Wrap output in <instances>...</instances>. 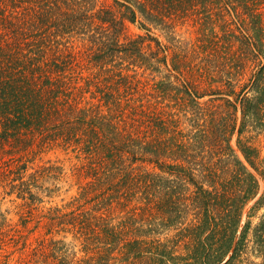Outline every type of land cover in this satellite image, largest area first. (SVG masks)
<instances>
[{
  "label": "trees",
  "instance_id": "16d2710c",
  "mask_svg": "<svg viewBox=\"0 0 264 264\" xmlns=\"http://www.w3.org/2000/svg\"><path fill=\"white\" fill-rule=\"evenodd\" d=\"M108 1L0 0V264H264V0ZM55 147L85 164L46 212Z\"/></svg>",
  "mask_w": 264,
  "mask_h": 264
},
{
  "label": "rangeland",
  "instance_id": "374dc122",
  "mask_svg": "<svg viewBox=\"0 0 264 264\" xmlns=\"http://www.w3.org/2000/svg\"><path fill=\"white\" fill-rule=\"evenodd\" d=\"M106 5H112V0H109ZM154 36L159 37L161 40L168 42L169 38L166 32L162 31L161 29H153ZM127 33L129 35L136 36L138 34L146 33L145 30L140 29L137 25L129 24ZM176 36L181 39L182 43H191L194 42L198 36L197 29L193 27L190 23H186L185 25H178L176 28ZM173 112H177L176 110H173ZM181 117V115H180ZM182 122L186 127L189 128V124L187 120L183 117H181ZM247 137L254 136L253 143L256 147H258L260 151V160L264 161V136H258L256 133L253 134H246ZM232 144L234 148L237 151L238 156L245 160V157L242 153V150L237 144V135L234 136ZM37 163L41 164H47V165H54L56 167H60L62 170V177L58 180H52L51 185L48 184L49 188H52V192H43L41 195L44 197V203L41 204L40 208L45 210L46 212L50 208H56V207H67L70 202L73 201V199L79 195V186L81 183V179L79 176L80 168L82 167L83 163L85 164L84 159H79L73 152H67L62 148L55 147L52 150H48L44 152L37 160ZM262 189L261 192H263V182H261ZM261 194V193H260ZM260 196V195H259ZM258 196V197H259ZM258 197L249 203L245 210V218L244 221L247 219V215L249 213H252V219L254 223L258 222L261 216L264 214V207L261 209H256L253 212H251L252 207L254 206L256 200ZM0 212L5 213V216L7 217L8 221H12L14 223H17L19 221V217L16 216L15 212L17 211V203H12L9 201V199L4 200L0 196ZM20 202V201H19ZM10 211V214L6 213ZM125 213H120L119 211H113L112 217L116 218V221H120L122 217H124ZM175 235V231H172L170 233L164 234L162 239L165 240L168 237H173ZM66 236L65 233H62L61 235H58V239H62ZM169 239V238H168ZM65 241L68 243L69 247H71V250L78 253V257L82 258L85 256V252H83V246L79 241H75L73 238V235L68 234L67 238H65ZM183 243V242H182ZM181 243V246H182ZM35 246L37 245L36 242H34ZM180 246V247H181ZM21 254L16 253L13 255L12 262L19 258ZM33 262L36 264H51L53 259H49L48 261L45 260V257L42 255L33 256ZM250 260L255 261L257 263L262 262L263 259L260 257H256L254 254L251 253Z\"/></svg>",
  "mask_w": 264,
  "mask_h": 264
}]
</instances>
